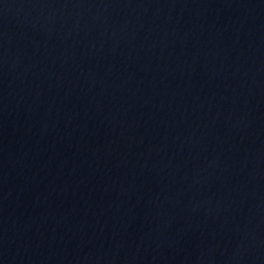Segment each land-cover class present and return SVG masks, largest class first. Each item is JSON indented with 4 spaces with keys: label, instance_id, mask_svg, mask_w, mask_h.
<instances>
[{
    "label": "water",
    "instance_id": "obj_1",
    "mask_svg": "<svg viewBox=\"0 0 264 264\" xmlns=\"http://www.w3.org/2000/svg\"><path fill=\"white\" fill-rule=\"evenodd\" d=\"M0 264H264V0H0Z\"/></svg>",
    "mask_w": 264,
    "mask_h": 264
}]
</instances>
